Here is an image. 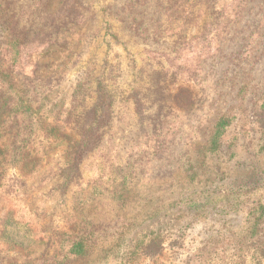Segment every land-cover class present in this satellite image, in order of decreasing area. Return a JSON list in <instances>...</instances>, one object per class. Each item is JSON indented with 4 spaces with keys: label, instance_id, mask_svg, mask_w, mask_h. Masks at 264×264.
Masks as SVG:
<instances>
[{
    "label": "rangeland",
    "instance_id": "1",
    "mask_svg": "<svg viewBox=\"0 0 264 264\" xmlns=\"http://www.w3.org/2000/svg\"><path fill=\"white\" fill-rule=\"evenodd\" d=\"M78 1L74 21L82 36L74 42L67 67L53 71L54 84L41 113L51 123L60 105L69 108L78 81L92 77L94 82L101 78L112 93L113 119L84 158L80 176L65 187L55 174L66 163L63 148H53L43 137L36 144L42 157L38 172L23 176L19 169L7 168L9 180L24 183L15 184L16 193L7 197L8 212L0 203V219L7 213L11 218L8 229L0 224L2 264L10 259L23 264L24 253L13 255L16 244L35 246L37 236L53 237L51 253H60L62 233L74 213L85 210L100 241L90 258L71 264H236L227 255L215 261L193 255L205 244L213 246L216 238L221 241L217 249L229 247L231 235L249 228L246 212L264 202L263 135H252L232 150L238 154L233 160L224 151L208 152L203 144L230 102L226 77L233 74L227 64L213 63L217 41L212 33L221 20L208 5L224 7L227 17L242 0ZM189 2L195 14L184 27L181 22L187 18L180 12H187ZM173 4L179 8L168 10ZM64 5L65 0L54 1L49 11L59 16ZM172 12L180 18L171 17ZM211 21L205 34L194 39ZM184 35L189 39H177ZM260 68L258 75L264 71ZM93 90L84 100L89 109L95 103ZM75 131L67 133L78 138ZM254 172L259 175L243 183ZM188 196L199 205L197 214L179 204ZM119 231L125 232L123 237ZM155 235L163 240L159 262L130 256L138 241Z\"/></svg>",
    "mask_w": 264,
    "mask_h": 264
},
{
    "label": "trees",
    "instance_id": "2",
    "mask_svg": "<svg viewBox=\"0 0 264 264\" xmlns=\"http://www.w3.org/2000/svg\"><path fill=\"white\" fill-rule=\"evenodd\" d=\"M54 1L64 0H0V203L7 212L10 208L7 197L16 193L15 184L20 187L24 183V180H9L6 177L7 168L19 169L23 176L38 172L42 157L36 144L41 143L38 141L40 137L48 142L51 140L49 144L53 148H63L66 163L55 174L63 180L61 187H65L80 176L84 158L101 140L104 128L113 119L112 93L101 78L94 82L92 77L87 82L78 81L69 108L60 105L51 123L43 118V103L49 99L47 95L54 84L53 74L67 67L74 56V42L80 41L82 36V28L74 21L79 1L65 0L67 6L64 5L59 16L49 11ZM255 1L242 0L239 5L231 7L233 9L228 11L227 17L223 16L221 10L224 7L216 10L217 5H208V10L220 16L216 20H221L213 29L215 33H212L217 41L213 63L227 64L228 71L232 69L233 74L226 77L232 93L230 102L227 101L203 144L212 154L224 151L229 160L238 156L232 150L241 146L247 138L256 134L264 136V71H261V75L257 74L262 69L260 67L264 68V0L250 5ZM178 8L175 4L167 7L170 11ZM186 8V13L180 12L187 18L181 22L184 27L191 23L189 18L195 14L191 2L185 4ZM171 17L180 18L176 13ZM65 18H68L66 23H55L56 19L61 21ZM213 22L206 23L205 30L193 38L204 35ZM71 23V28L60 31ZM177 39L185 41L189 38L184 35ZM183 41L181 46L186 45ZM93 88L95 103L89 109L84 100ZM83 106L85 110H82ZM63 114L65 118L61 119ZM247 125L252 128L247 129ZM75 129L78 138L67 133V130ZM256 173L244 179L243 183L259 175ZM191 199L192 196L181 198L179 204L183 205L185 212L197 214L199 205L191 203ZM259 202L246 212L249 228L234 233L226 240L229 247L220 246L217 249L221 241L216 238L213 246L205 244L193 258L206 257L215 261L227 255L230 259H236V264H244L247 259L261 264L264 258V202ZM9 214L0 219V224L7 229L11 222V218H7ZM74 215L70 228L62 233L63 238L59 240L60 253H51L55 241L53 237L44 235L36 239L34 236L35 246L24 241L17 243L18 249L13 255L18 257L24 253L23 264H71L87 260L93 255V248L100 239L95 236V228L90 227V215L86 210ZM124 234V231H119V238ZM163 251V240L160 235H155L138 241L130 256L138 254L159 262ZM2 255L0 252V264L3 262ZM7 262L19 264L15 259Z\"/></svg>",
    "mask_w": 264,
    "mask_h": 264
}]
</instances>
